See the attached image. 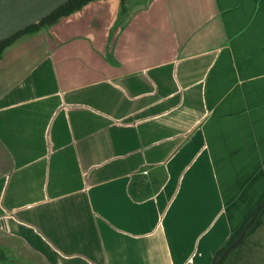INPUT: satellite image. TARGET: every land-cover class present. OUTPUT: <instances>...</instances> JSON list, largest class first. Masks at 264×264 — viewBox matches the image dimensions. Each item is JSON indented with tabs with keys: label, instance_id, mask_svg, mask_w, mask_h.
<instances>
[{
	"label": "crops",
	"instance_id": "1",
	"mask_svg": "<svg viewBox=\"0 0 264 264\" xmlns=\"http://www.w3.org/2000/svg\"><path fill=\"white\" fill-rule=\"evenodd\" d=\"M264 194V0H92L0 53V264H212Z\"/></svg>",
	"mask_w": 264,
	"mask_h": 264
},
{
	"label": "water",
	"instance_id": "2",
	"mask_svg": "<svg viewBox=\"0 0 264 264\" xmlns=\"http://www.w3.org/2000/svg\"><path fill=\"white\" fill-rule=\"evenodd\" d=\"M68 1L70 0H0V41L8 39L28 26L41 21ZM263 204L258 207L256 214L249 221L242 234L225 250L215 264L224 259L246 236L251 223L255 220Z\"/></svg>",
	"mask_w": 264,
	"mask_h": 264
},
{
	"label": "trees",
	"instance_id": "3",
	"mask_svg": "<svg viewBox=\"0 0 264 264\" xmlns=\"http://www.w3.org/2000/svg\"><path fill=\"white\" fill-rule=\"evenodd\" d=\"M92 0H70L61 7H59L57 10H55L53 13H51L49 16L45 17L41 21L34 23L24 30L19 31L12 37L5 39L3 41H0V53H2L8 46H10L13 42H15L18 38L31 34L34 32L39 31L43 27L52 24L59 20L62 16L71 14L72 12L82 8L85 4L90 2ZM126 0H122V4L124 5ZM264 203V194L262 195L259 204L256 206V208L246 217V219L242 222V224L234 231V233L231 235L227 243L222 246L219 251L216 254V257L212 264H215L220 256L225 252V250L242 234L246 226L248 225L249 221L252 219V217L256 214L258 207ZM264 215V204L262 205L260 211L258 212L255 220L251 223L250 228L246 234V236L217 264H225L227 259L229 258L230 254L239 246L245 243L246 239L262 224V218Z\"/></svg>",
	"mask_w": 264,
	"mask_h": 264
},
{
	"label": "rangeland",
	"instance_id": "4",
	"mask_svg": "<svg viewBox=\"0 0 264 264\" xmlns=\"http://www.w3.org/2000/svg\"><path fill=\"white\" fill-rule=\"evenodd\" d=\"M225 264H264V215L260 227L230 254Z\"/></svg>",
	"mask_w": 264,
	"mask_h": 264
}]
</instances>
